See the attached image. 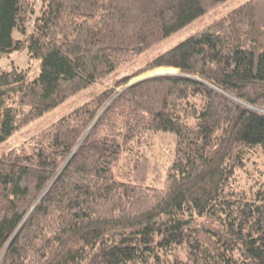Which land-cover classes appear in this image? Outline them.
<instances>
[{
	"label": "trees",
	"instance_id": "16d2710c",
	"mask_svg": "<svg viewBox=\"0 0 264 264\" xmlns=\"http://www.w3.org/2000/svg\"><path fill=\"white\" fill-rule=\"evenodd\" d=\"M225 1L0 0V55L41 60L33 79L0 69V144L108 82L0 156V264H264V0L136 62ZM159 129L164 183L116 176ZM136 161L139 178L156 164Z\"/></svg>",
	"mask_w": 264,
	"mask_h": 264
},
{
	"label": "rangeland",
	"instance_id": "374dc122",
	"mask_svg": "<svg viewBox=\"0 0 264 264\" xmlns=\"http://www.w3.org/2000/svg\"><path fill=\"white\" fill-rule=\"evenodd\" d=\"M246 0H227L224 3L217 6L211 12L205 14L202 18H199L192 22L191 24L179 29L167 38L160 41L158 44L148 49L136 58V62L140 64L142 61L150 58L151 56L166 50L167 48L173 46L183 38L189 36L190 34L205 28L206 24L215 17L226 14L230 9L239 5ZM15 38H21L23 36L22 32L16 29L13 32ZM40 58L30 57L27 49L14 52L11 54L0 55V69L3 68H14L26 69L29 71V78L33 79L40 72ZM155 69V68H154ZM154 69L150 73V70L139 75L145 76L155 73ZM166 71V70H165ZM125 71L121 70L118 75H123ZM137 76V77H139ZM137 77H134L137 78ZM108 82L98 81L90 84L87 88L79 93L69 96L63 103L56 106L55 108L45 112L38 118L34 119L30 123L19 128L11 137L0 144V156L7 152L13 145L20 143L27 135H30L41 128L50 125L52 122L58 120L61 116L70 112L75 106L87 101L92 98L95 93L102 87H104ZM155 141L152 147L143 145L142 143L138 145H133L129 149H125L124 153L115 166V173L118 177H124L126 179H132L135 181L141 180L149 184H154L160 186L164 183V176L167 170V165L170 164L174 158L175 152V133L171 130H155ZM140 153H145L148 155L152 161H155V167L153 169H146L145 175L139 178V174L136 172V158ZM248 172H242L239 174V182L241 185L248 183L247 179ZM256 171L253 170V174Z\"/></svg>",
	"mask_w": 264,
	"mask_h": 264
},
{
	"label": "water",
	"instance_id": "95a60500",
	"mask_svg": "<svg viewBox=\"0 0 264 264\" xmlns=\"http://www.w3.org/2000/svg\"><path fill=\"white\" fill-rule=\"evenodd\" d=\"M156 69V68H155ZM180 70V68H177L176 67V69L175 70H164V71H155V73H153V74H150V75H143V76H139V77H137V78H133V79H131L130 81H129V83H128V85H130V84H132V83H134V82H136V81H138V80H141V79H143V78H145V77H148V76H152V75H157V74H163V73H177L178 71Z\"/></svg>",
	"mask_w": 264,
	"mask_h": 264
}]
</instances>
